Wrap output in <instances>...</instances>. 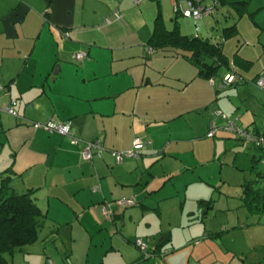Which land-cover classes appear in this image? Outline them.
<instances>
[{
  "label": "crops",
  "instance_id": "crops-1",
  "mask_svg": "<svg viewBox=\"0 0 264 264\" xmlns=\"http://www.w3.org/2000/svg\"><path fill=\"white\" fill-rule=\"evenodd\" d=\"M153 1L137 7L132 0H0V84L9 87L8 95L0 92V108L16 101L19 114L0 118V173L12 170L20 191L36 190L47 215L39 240L10 264H233L237 251L224 252L219 242L237 227H210L213 203L197 196L187 215L203 209V231L190 237L189 221H177L167 185L177 174L196 172L205 151L217 155L220 142L205 141L211 111L224 113L222 90L246 80L242 71L255 62L240 51L231 60L223 39L231 69L221 78H201L183 51L150 45ZM79 53L86 57L78 60ZM233 70L239 82L224 87ZM52 119L69 122L80 142L33 127ZM136 138L150 142L141 156L116 162L113 152L131 150ZM93 140L105 151L88 162L81 152ZM120 199L137 204L121 208ZM106 203L115 212L109 222L101 214ZM144 238L157 256L145 259L134 246Z\"/></svg>",
  "mask_w": 264,
  "mask_h": 264
},
{
  "label": "rangeland",
  "instance_id": "rangeland-1",
  "mask_svg": "<svg viewBox=\"0 0 264 264\" xmlns=\"http://www.w3.org/2000/svg\"><path fill=\"white\" fill-rule=\"evenodd\" d=\"M172 1L160 0L163 18L170 30L174 28L176 22L174 19L176 17L175 6ZM230 1L247 2L244 15L241 18L230 5L221 7L220 10L200 21L179 15L181 31L184 35L200 34L202 37H209L213 42H221L223 30L226 27L238 25L239 34L228 38V42L225 44V53L232 60L237 51H240L254 59L255 63L249 70L243 69L242 73L246 80L241 81L231 90L230 88L222 90L219 102L223 103L224 113L233 115L229 116L225 113L233 120L238 121L239 127L251 130L257 125L261 135L264 136V88L256 83L258 77L255 79L258 73L261 75L264 72V0ZM158 5L157 1H153L152 8L148 9L149 13L153 14V20L158 16ZM207 5L211 7L212 0H208ZM225 72L226 69L222 68L218 78H221ZM6 89L9 91V87ZM7 90L2 91V94L8 95ZM217 111H211L212 118L207 125V132L210 131L212 123L218 128L215 134L217 136L213 137L214 139H207L208 137L205 135V141L220 142L221 145L216 149L217 155H214L211 150L205 151L202 157L197 159L198 170L196 172L177 174L174 182L167 185L169 188L167 190L173 193L170 202L175 209L177 221L183 220V223L189 221L187 222L189 225L187 232L191 235L190 237H197L203 231V226L199 223L204 210L198 209L197 214L192 218L188 217V210L197 206L195 200L197 196L212 201L213 209L210 210L208 218L209 226L222 229L223 224L226 223L230 229L237 227L235 231H231L219 242L224 252H227L228 248L237 251L233 264H264V214L251 213L240 200L245 183L258 181L259 188L264 186L263 179L260 177L264 172V149L248 145L237 135L227 132L225 135V132L219 129L225 124V121L216 115ZM199 140L198 138L197 141ZM224 143L227 144L224 145ZM201 145L198 143V146ZM190 154L194 159L197 152L194 151ZM201 162L205 163L200 164ZM178 165L181 166V162ZM201 175L204 180L198 179ZM182 203H184V209H181ZM167 213L172 214L173 210L169 209ZM101 214L104 220L109 222L102 211ZM174 231L183 238L182 229L175 228ZM61 236L65 237L66 231H62ZM52 237L55 238L53 235ZM136 240L134 239V243ZM144 241L148 242L146 238ZM134 246L136 247V245ZM226 255L229 259H233L235 256L232 252H228ZM10 258L8 256V259ZM245 260L246 262L243 263Z\"/></svg>",
  "mask_w": 264,
  "mask_h": 264
},
{
  "label": "trees",
  "instance_id": "trees-1",
  "mask_svg": "<svg viewBox=\"0 0 264 264\" xmlns=\"http://www.w3.org/2000/svg\"><path fill=\"white\" fill-rule=\"evenodd\" d=\"M156 1L159 4V13L155 21L153 35L150 39V45L152 47L157 50L174 48L178 49V51H183L186 53L185 56L188 60L198 68L199 76L206 80H212L217 77L222 68L231 69L229 61L224 55V41L213 42L209 37L182 34L180 22L178 20L180 14L178 13H176V17L174 18L176 21L174 28L168 30L162 16L159 0ZM216 1L218 2L216 11L220 10L221 7L230 5L234 8L239 18L244 15V10L247 5L246 1ZM237 34L238 27L237 24H235L231 27H226L223 30L222 37L226 40ZM232 72L238 77V81L229 87L235 86L240 80L236 71L233 70ZM256 134L261 135L260 131ZM240 139L244 140L243 138ZM258 148L264 149V147ZM260 177L263 179L262 182L264 185V172ZM17 179H19V176L13 174L12 170L0 173V264H10L8 256L12 257L26 246L35 244L39 240V233L44 228L47 219V215L36 203L34 197L36 190L30 189L27 191H20V189L16 187ZM257 182L258 181H255L245 186V196L242 200L244 206L247 207L251 213L261 215L264 214V186L263 188H259ZM120 200H133L135 201V205L137 204L135 199ZM120 200H117L115 204ZM223 233L224 232H220L210 235L212 237H218ZM134 244L136 245V242ZM149 252L153 254L152 257L157 256V252ZM143 258L149 259L144 255Z\"/></svg>",
  "mask_w": 264,
  "mask_h": 264
},
{
  "label": "built area",
  "instance_id": "built-area-1",
  "mask_svg": "<svg viewBox=\"0 0 264 264\" xmlns=\"http://www.w3.org/2000/svg\"><path fill=\"white\" fill-rule=\"evenodd\" d=\"M134 4L141 5L143 0H132ZM208 0H180L175 3V11L176 13L184 16L185 18L194 19L195 21L204 20L207 16L213 14L217 7L218 2L216 0H212V6L209 7L207 5ZM117 19H121L122 16L120 13H116ZM108 23H111L110 20H107ZM65 38L69 37V34H64ZM86 57V54L79 53L77 54L78 60H83ZM238 81V77L234 72H229L225 75L223 80L224 87H229L235 84ZM257 84L264 88V73L260 75L257 80ZM8 86L0 84V92L7 90ZM9 93V91L7 90ZM18 103L16 101H10L5 107L0 108V118L3 113L11 115L13 117L19 118V114L17 112ZM216 115L225 121V124L219 127L220 130L224 132L234 134L243 138L248 144H252L256 147H264V136L258 135L249 130H244L239 127L238 121L233 120L231 117L227 116L222 111L218 110ZM33 127L35 129H44L50 133H56L62 136L72 137L74 143L78 144L80 139L75 136L72 126L69 122H61L55 119L48 121L47 123H34ZM217 127L214 124H211V129L207 134L208 138L215 137L217 132ZM150 142L144 141L141 138H136L133 142V148L131 150L125 152H113V156L116 158L118 163H122L125 158H139L142 154L143 148L149 145ZM105 151V146L101 140H93L90 142H85L84 148L81 152L82 157L85 161H92L97 155H101ZM264 162V160H263ZM96 191L99 188H95ZM120 207H128L135 205V201L133 200H120L116 203ZM103 215L111 219L114 216V210L112 209V205L106 203L102 206ZM137 248L142 252L145 257H152L153 254L149 252L148 244L141 239L136 240ZM168 253V252H167Z\"/></svg>",
  "mask_w": 264,
  "mask_h": 264
}]
</instances>
